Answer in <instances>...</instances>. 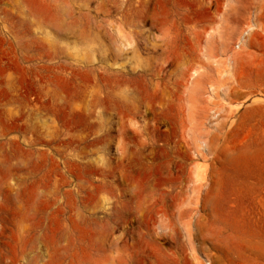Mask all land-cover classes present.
<instances>
[{"label":"rangeland","instance_id":"374dc122","mask_svg":"<svg viewBox=\"0 0 264 264\" xmlns=\"http://www.w3.org/2000/svg\"><path fill=\"white\" fill-rule=\"evenodd\" d=\"M14 233L38 264H264V0H0Z\"/></svg>","mask_w":264,"mask_h":264},{"label":"bare ground","instance_id":"6f19581e","mask_svg":"<svg viewBox=\"0 0 264 264\" xmlns=\"http://www.w3.org/2000/svg\"><path fill=\"white\" fill-rule=\"evenodd\" d=\"M23 230H21L22 232ZM2 234L4 232H1ZM1 234V235H2ZM15 234V233H14ZM0 235V250H2V264H22L21 263V257L23 254H26L29 249H32L31 251L35 254L26 261H24L23 264H38L41 259V254L36 252V244L39 242H44V240H36L32 237L27 236V234H24L26 236L19 238V235L17 237H13L12 240H7L5 236ZM4 235V234H3ZM13 235V234H12ZM59 241L57 239L52 240L50 243L46 244V249L48 251V254L51 249H53L54 252H58L60 250V247H58ZM5 247H11L13 251V256H7L4 254ZM30 257V256H29Z\"/></svg>","mask_w":264,"mask_h":264}]
</instances>
